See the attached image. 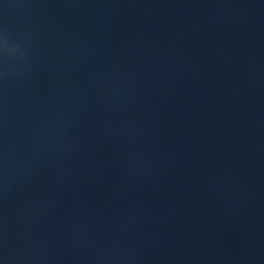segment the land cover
<instances>
[{"label":"water","instance_id":"obj_1","mask_svg":"<svg viewBox=\"0 0 264 264\" xmlns=\"http://www.w3.org/2000/svg\"><path fill=\"white\" fill-rule=\"evenodd\" d=\"M0 264H264V0H0Z\"/></svg>","mask_w":264,"mask_h":264},{"label":"clouds","instance_id":"obj_2","mask_svg":"<svg viewBox=\"0 0 264 264\" xmlns=\"http://www.w3.org/2000/svg\"><path fill=\"white\" fill-rule=\"evenodd\" d=\"M0 35H2V40H3V42L0 43V55H3L7 49L8 38H7V36H5L3 34H0Z\"/></svg>","mask_w":264,"mask_h":264},{"label":"snow or ice","instance_id":"obj_3","mask_svg":"<svg viewBox=\"0 0 264 264\" xmlns=\"http://www.w3.org/2000/svg\"><path fill=\"white\" fill-rule=\"evenodd\" d=\"M3 42V40H2V35H0V43H2Z\"/></svg>","mask_w":264,"mask_h":264}]
</instances>
